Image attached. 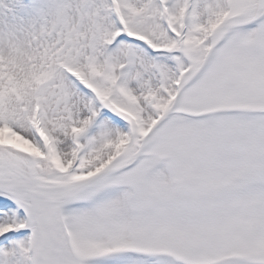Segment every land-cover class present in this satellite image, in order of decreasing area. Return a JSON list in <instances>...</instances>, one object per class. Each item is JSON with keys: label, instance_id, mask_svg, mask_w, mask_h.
I'll return each instance as SVG.
<instances>
[{"label": "snow or ice", "instance_id": "snow-or-ice-1", "mask_svg": "<svg viewBox=\"0 0 264 264\" xmlns=\"http://www.w3.org/2000/svg\"><path fill=\"white\" fill-rule=\"evenodd\" d=\"M0 264H264V0H0Z\"/></svg>", "mask_w": 264, "mask_h": 264}]
</instances>
